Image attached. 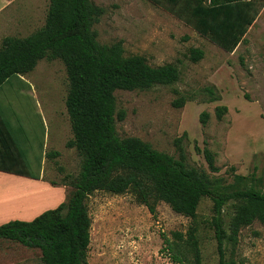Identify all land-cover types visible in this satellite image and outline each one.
I'll return each mask as SVG.
<instances>
[{"label": "rangeland", "instance_id": "374dc122", "mask_svg": "<svg viewBox=\"0 0 264 264\" xmlns=\"http://www.w3.org/2000/svg\"><path fill=\"white\" fill-rule=\"evenodd\" d=\"M92 1L103 10L92 28L100 45L120 42L125 57L141 56L152 67L171 64L179 71L177 83L171 86L115 92L117 110L125 112L123 121L116 120L118 137L138 138L175 159L180 158L182 149L189 167L222 186L253 184L263 188L264 9L229 54L151 0ZM50 2H12L8 11H25L30 20L26 28L12 31L8 37L25 38L42 29ZM193 49L203 51L202 60L192 61ZM23 79L28 87L20 82L12 90L6 87L0 102L7 107L11 127L22 141L21 149L31 147L27 157L34 169L37 155H42L41 179L0 173V220L35 219L67 203L84 161L80 152L67 146L74 134L66 108L69 79L65 63L44 59ZM210 88L219 101L210 102ZM181 98L186 103L176 107ZM218 107L227 108L221 118L216 113ZM202 113L208 114L205 125L200 121ZM27 137L30 145H26ZM41 142L43 149H39ZM205 149L212 153L217 172L210 170ZM238 175L246 177V183L236 184ZM86 205L91 219L89 264H178L167 241L186 253L192 232L202 264L219 263L210 198L201 200L195 221L176 214L164 202H158L155 214H151L131 190L120 194L98 190ZM232 211L227 205L226 218ZM26 219L22 221H32ZM225 254L231 264H264V225L255 221L241 229L235 243L225 242ZM0 264H43L42 254L38 249L0 241Z\"/></svg>", "mask_w": 264, "mask_h": 264}, {"label": "trees", "instance_id": "16d2710c", "mask_svg": "<svg viewBox=\"0 0 264 264\" xmlns=\"http://www.w3.org/2000/svg\"><path fill=\"white\" fill-rule=\"evenodd\" d=\"M151 1L229 54L240 45L264 9V0ZM102 13L92 0H51L42 29L25 38L7 37L0 43V90L5 86L14 89L15 80L28 87L22 77L44 59H61L65 63L69 79L66 108L74 134L67 146L84 157L68 202L32 221L13 220L1 225L0 241L40 250L43 264H89L91 219L87 199L98 190L115 194L131 190L151 214H155L158 202H164L176 214L192 221L201 200L210 198L218 264H231L226 260L225 242L235 243L241 229L255 221L264 225V178L263 188L244 184L247 178L239 175L235 176L236 184H244L243 187L222 186L189 167L182 149L180 158L175 159L138 138L118 137L116 120L123 121L125 112L117 110L115 92L171 86L177 83L179 71L171 64L152 67L141 56L125 57L120 42L100 45L92 28ZM203 56L200 49L191 51L194 62ZM207 92L210 102L220 100L213 89ZM185 103L186 99L181 98L175 106L182 108ZM225 112L226 107L216 110L218 118ZM207 120L208 114L202 113L201 123L205 125ZM26 145H30L28 137ZM21 146L7 107L0 102V172L39 181L42 155H37L34 169L27 157L31 147L24 151ZM39 149H43V142ZM204 156L210 170L217 172L212 153L205 149ZM229 204L233 211L226 218ZM193 236L192 232L186 253L166 240L175 263L202 264ZM191 254L193 258H189Z\"/></svg>", "mask_w": 264, "mask_h": 264}, {"label": "crops", "instance_id": "0c3cea01", "mask_svg": "<svg viewBox=\"0 0 264 264\" xmlns=\"http://www.w3.org/2000/svg\"><path fill=\"white\" fill-rule=\"evenodd\" d=\"M0 1H1L0 2V43H1V40L2 39L7 38L8 35H10L11 33H14L12 31L20 32L24 28H26L27 24L29 23L28 20H30V18L25 13V11H20V10H18L17 12H10V11H8V9L10 8V6H12L11 4H13L16 0H12V1H9V0H0ZM23 78L24 77H22V79ZM14 84H15V86L21 85L16 80L14 81ZM6 87H8V86L3 87V89L0 90V93L3 90H5ZM17 89L18 88H16V90H15L16 92H17ZM0 173H3V172H0ZM4 174L11 175V174H7V173H4ZM22 178H24V177H22ZM26 179H28V178H26ZM34 181H36V180H34ZM0 217H2V214H0ZM16 218L18 220L19 219L20 220H25L26 219V218H18V217H16ZM16 218H14V220H16ZM30 219L33 220V218H28L26 220H30ZM9 221H11L10 220V217H7L4 220H0V226L3 225V224H5V223H7V222H9Z\"/></svg>", "mask_w": 264, "mask_h": 264}, {"label": "bare ground", "instance_id": "6f19581e", "mask_svg": "<svg viewBox=\"0 0 264 264\" xmlns=\"http://www.w3.org/2000/svg\"><path fill=\"white\" fill-rule=\"evenodd\" d=\"M15 184V183H14ZM0 186H3V183L0 181ZM25 187H27V186H25ZM30 187V186H29ZM28 187V188H29ZM26 189V188H25ZM19 190V189H18ZM21 192V191H20ZM27 192V191H26ZM32 192V191H31ZM19 195H22V192H21V194H19ZM23 196V195H22ZM18 198V197H17Z\"/></svg>", "mask_w": 264, "mask_h": 264}]
</instances>
